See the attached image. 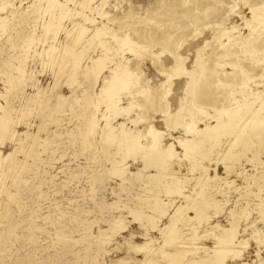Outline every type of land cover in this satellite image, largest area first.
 Segmentation results:
<instances>
[{"label": "rangeland", "instance_id": "obj_1", "mask_svg": "<svg viewBox=\"0 0 264 264\" xmlns=\"http://www.w3.org/2000/svg\"><path fill=\"white\" fill-rule=\"evenodd\" d=\"M50 1L52 0H2L0 2V8H1L0 9V23H6V28H1L3 30L0 29V94L2 95L0 97V105L2 104L1 106L3 107L4 105L5 107V108L4 107L1 108L2 110L0 111V114L2 116L3 115L5 116L6 121L8 120V118H9L8 121H10L9 124L7 121L6 123L7 127L6 126L2 127V124L0 122V125H1L0 126V134H1L0 138L3 137V139H0V156H1L0 157L1 158L0 160V264H142L143 263L142 261H145L148 256H150L151 258L155 257L153 264L155 263L168 264V262H166L167 260H165L164 257H162L161 254H159L158 252L160 251L164 252L162 253V255H164L165 253L171 252V251L174 252L175 248L171 249V247H175L174 245H175V242H177V240L173 242L174 245L171 244L172 245L171 247L169 246L170 244L168 245V247L165 246L166 245L164 243L165 236L161 235L162 234L161 231H159L156 227H154L155 224L153 225L152 223L150 224L148 219L146 218H144L146 220L143 219L144 220L143 221L141 220L142 218L139 219L140 217L138 218L136 217V216H139L138 215L139 211H140L139 214L141 213L150 214L151 213V210L149 211L150 208H148L149 207L148 205L150 204H148L147 206H145L146 204L143 205V202H141L140 198L143 196H153L154 194L158 192L156 191L158 189H155L154 191L149 192L150 191L149 189L151 187L149 183L147 184L148 179L146 180L145 177H139L138 179H135L136 180L135 182L134 180L133 182L132 180L131 182L128 180L130 182L128 183L127 180H125L127 182H124L123 180H121L122 177L120 178L119 177L120 175L118 176V173L114 169L116 168L115 166H117V168L118 167L120 168L124 162H125L124 165H126V162H127V165H128L127 167H129V171L131 172L136 171L142 164L141 157L138 151L136 153V149L134 151L131 150L130 152V149L127 148L128 146L117 145L116 138L113 139V138L107 137L108 135L103 136L101 126H103L105 122L104 115H108V116L110 115L111 122L113 123L112 125L116 127V129L118 130L122 126L123 127L128 126L127 128H132V129H134V127H136V129H142L143 125H145L142 129L144 131V128L146 127V125L148 123H151L158 130L165 131L167 128L168 133L173 134V136L175 137L180 136L182 138L184 137L186 138L188 137V134L185 133L184 131H186L187 122L188 124H190V122L194 120L195 122L194 125H196V127L198 128L204 127L205 121L207 120L209 121L210 117L214 115L215 113H217V109H219V107L220 109H223L226 106L225 104H227L228 101L230 102L229 98H231V102L227 104L226 107H228V105L231 106V104L233 103H234L233 106H236L237 103L235 105V102L237 100L239 102L243 100L244 93L241 92L242 91L241 84L242 86L247 87L246 89H244L246 91H252L253 89L254 91H256L257 87H259L258 89H264L263 88L264 87V73H263L264 70L262 69L264 65L263 64L264 61H262V59L264 58V52H263L264 47L261 46V43L264 44L263 42L264 36H262V34L264 35V31H262L264 29V17L262 16L264 15L263 14L264 12H262L263 11L262 8L264 7L261 6L262 4L264 6V2L260 3V6H261L260 7L261 11H260V8L259 9L255 8V6L252 5L253 3L257 2L254 0H252V2L253 1L254 2L253 3L251 2V5H250V1L248 0L247 1L245 0V3H243L244 0L243 1L242 0H223V1L222 0H212V1L211 0H195V1L194 0H180V1L178 0V2L177 0H163V1L162 0L161 1L160 0L158 1L157 0H130V1L129 0H54V2L52 1L53 4L55 2L56 3L54 4L53 8L50 9L49 11L46 8H47V4ZM163 2L165 5L162 4ZM59 4H62V5L65 4L64 10L68 9L69 12H71L72 10L71 12L72 14L66 15L64 16V18L61 15H59L61 14L60 12L61 6ZM183 4H184V7H183ZM113 5H115V7ZM238 5L243 9H241L240 7L238 8ZM247 5L254 7L253 9L255 12L259 10L256 12V15L258 17L259 13L261 12V14L259 15L261 18L258 17V19H255L256 16L252 18L255 15V13L252 12L253 11L252 7L249 8V6L247 7ZM234 6L236 7L234 8ZM160 9H162V11ZM78 11H80L79 13L81 15L78 13ZM169 12L172 14H170ZM103 13H105L104 14L105 16L103 15ZM251 13L253 14V16ZM107 14L109 15L107 16ZM183 14H184V17H183ZM83 15H85L86 18L91 17L92 20L85 19V16ZM146 15H148V17ZM160 15L162 17H160ZM197 15L200 17L198 18ZM106 16L107 18L108 17L110 18V19L108 18L109 21L107 20ZM110 16H113V17H110ZM114 16L116 18H114ZM137 17H140V18H137ZM162 18H164L165 21ZM192 18L194 19V21ZM246 18L250 19L251 23L247 21ZM145 19L147 22H145ZM253 19L254 21L252 22L251 20ZM259 19L261 20V22L259 21ZM140 20H142L143 22ZM256 20L259 22L260 26H258V24L256 23ZM111 21H113L114 23ZM129 21L131 25L129 24ZM159 21L161 22L160 24H159ZM198 21L199 22L201 21V22L199 23ZM54 22H58L59 24H56ZM50 23L56 25L55 27L58 28V29L56 28L57 32L55 31L56 35L54 34V31L52 29H51L52 31L50 30V27H48L49 31H48V28H46ZM127 23L129 24V26ZM104 24H106L105 27L107 26L106 29L105 27H103ZM198 24L199 25L201 24L200 27H198ZM252 24H253V28L251 26ZM77 25L78 26L80 25V26L77 28ZM248 25L249 27H247ZM254 25L258 27H255ZM145 26L146 28H144ZM183 26H186V27H183ZM191 26L193 28H191ZM83 27L87 28L89 31H87L81 43L79 42L78 44L76 43V41L74 42L73 39H75L76 36H78L80 30ZM110 27H111L110 31L113 30V32L115 31L116 32L118 31V32L117 33L110 32L109 31ZM150 27L152 30L150 29ZM180 27H182V29H180ZM225 27L226 28L229 27V29L227 30ZM254 27L257 29L256 31H254L255 30ZM261 27H263L262 30H261ZM95 28L96 30L100 28L99 29L100 33L97 32ZM136 28H138L139 30H136ZM101 29L103 31L108 30L109 32L107 31L106 34L102 33L103 31ZM125 29L127 31H125ZM189 29L190 30L193 29V30L190 31ZM145 30H146V33H144ZM258 30H261L262 32ZM173 31H176V32H173ZM179 31H182V32H179ZM186 31L187 32L190 31L189 33L191 34H189L188 36V34H186ZM198 31L199 33L201 31L202 32L200 34L198 33L199 36L197 37L198 34L196 33ZM216 31H221V33L220 32H217V33L222 34L221 35L222 37H220V35H217V34L215 36ZM183 32L185 33V36L188 37L189 39L186 38L185 36L183 37L184 35ZM194 32H196L195 35H194ZM249 32L251 33L253 32L252 35H250L251 33ZM256 32H258L259 36L256 34ZM101 33L103 34V36ZM123 33L125 35L127 33V36L131 35L129 37H131L130 39L133 40L132 46L134 42H138V43L140 42V44L145 43L146 46L143 45L144 48L141 47L142 44L140 45V47L143 48L144 50L143 49L141 50L145 51L147 54H145V52L142 53L141 50L138 49L140 47L137 48L136 52L138 53L141 52V54H136V53L134 54L132 50H131L132 52L131 54L130 49H128L130 46L128 45L127 47H120V46H125L120 43L121 40L119 39L120 37L124 35ZM161 33L164 36H161L160 35ZM170 33L171 34L173 33V34L171 35ZM176 33H179L180 35H177ZM246 33L249 35H247ZM253 34L254 36L257 35V37H254ZM111 35L117 38H113L111 37ZM140 35L142 37H140ZM171 36H172V39H174V41L171 39ZM242 36L243 37L245 36V37L242 38ZM260 36H262L261 39L263 38L262 39L263 41L262 40L260 41V38H259ZM163 37L168 38L167 43L163 42L162 40ZM176 37L178 38L177 42H175ZM213 37H216V39H214ZM232 37L234 38L232 39ZM247 37H249L250 39ZM29 38L31 41H29ZM98 38L99 39L101 38V40H99ZM184 38L188 40L186 41ZM241 38L247 39V40L242 41ZM253 38L255 40H253ZM115 39H118L119 43L117 40H116L117 42H115L114 41ZM210 39H213L216 44H213V40L211 41ZM228 39H230L231 41L233 40V41L231 42ZM235 39L237 41L241 40L239 41L240 43L235 41ZM88 40L89 41L93 40V41L91 43ZM102 40L106 42V44L109 46L110 49L105 50V47L102 44ZM205 40H207V42ZM183 41L186 43L188 42V43L185 44ZM68 43H71V44H68ZM72 43L73 44L75 43V44L73 45ZM151 43L153 46L152 48L150 46ZM182 43H184L183 48H182L183 46ZM209 43L213 44L214 47L210 45ZM64 44H67V46ZM87 44L90 46H87ZM177 44H181V45H177ZM203 44L205 48L204 46L201 47V45ZM241 44H243L244 47H242ZM256 44H257V49L259 47L258 50L260 51H258L257 49H254L256 48ZM68 45L69 47L70 46L73 47V50L75 51V53H78V52L82 54L84 53L79 63V66L74 65L73 61L75 60V57L70 55L71 52L68 50L69 48ZM62 46H65V48ZM211 46L213 49L211 48ZM215 46L218 47V49ZM71 47L69 49H71ZM198 47H200L201 49L200 48L198 49ZM62 48L65 49V53H64V49ZM123 48H124V51H123ZM166 48L168 50H166ZM174 48H175V51H174ZM160 49L163 51L160 52ZM164 50H165V55H164ZM172 50L174 52L168 53L169 55L168 56L167 51L169 52ZM199 50H204V53L203 51H200L198 53ZM229 50L231 51L233 50L232 51L233 54ZM50 51L52 52L51 53L52 55H50ZM103 51H106V52H103ZM246 51H247V55L245 54ZM254 51L255 52L257 51V53H255ZM261 51L263 52L262 53L263 57L262 55H260L261 53L258 54V52H261ZM56 52L57 53L59 52L58 53L59 55ZM107 52H108V55H107ZM148 52H150L151 54ZM152 52L153 53L155 52L154 53L155 55ZM176 52L178 54L177 55L178 57L176 56ZM181 52L183 53L184 58L189 57L185 59L188 61H185L184 58H182L183 60H181L180 58L182 57ZM224 52L226 53L224 54ZM234 52L237 53V54L235 53L236 56ZM158 53H160L159 56H158ZM196 53L198 57L196 56ZM170 54L171 55L173 54V55L170 56ZM134 55L139 56L140 59L139 58L137 59ZM163 55L165 57H163ZM215 55H216V58H214ZM251 55H253V59H251L253 61L250 60L251 61L250 62L249 57ZM256 55L257 56L259 55L261 58H259V56L257 57ZM48 56L51 58H49ZM104 56L107 59V61L110 60L108 61L110 63H107ZM151 56L153 57V59H156V62L158 61V63H154L153 61L155 60H153ZM227 56H228V59H227ZM243 56H246V57H243ZM131 57L135 59H132ZM149 57L151 58V60ZM242 57H243V61H242ZM95 58H100V60L95 59ZM126 58H128L127 60L131 59L130 60L131 65L133 64L139 65V66L133 65L134 69L137 68L136 69L137 71L135 70L136 71L135 73L137 74L133 75L136 77L131 76L127 78L124 75H120L121 77L124 76L123 78L126 77L127 81L123 78L122 80L121 78L116 77L117 81L115 80L116 78L113 79V81L115 80L114 84L116 85H113V81L112 82L109 81L112 84L108 82V85L105 84L106 85L105 86L104 79L106 78V76L111 77L113 67L115 68L117 66L116 63L123 62L124 59ZM234 58L237 61H235ZM52 59L53 61H51ZM172 59L174 60V63ZM229 59L232 62L233 61L234 62L231 63ZM255 59L257 61L256 62L257 64L260 63L259 65L260 67L262 66L261 68L254 63ZM97 60L98 62L99 61L100 62L98 63ZM111 60H113V62ZM21 61L24 63L25 68ZM104 61H105V64H103ZM182 61L183 62L185 61L184 63L186 64L182 63ZM244 61H247L252 65L247 63L248 67H245L246 63ZM124 62H126V60ZM96 63H98V65H96ZM101 63L105 66V68H102L103 65ZM113 63H115V65ZM170 63L174 65H171ZM65 64H67V66ZM99 64L102 65V67ZM196 64L197 66H195ZM19 65L21 67H19ZM56 65L58 67H56ZM83 65L86 67V70L91 71V72L82 74L84 73L82 67L85 68ZM98 66L102 69L100 70ZM168 66L169 67L175 66L174 68L176 71H173L174 68L170 69ZM204 66H207V67L204 68ZM256 66L260 68V70L256 68ZM73 67L75 68V70L73 69L71 70V68ZM76 67L80 68V70L82 71L78 70ZM108 67L110 70L107 69ZM157 67L159 68L156 69ZM161 67L163 68V70ZM182 67H185V69L188 70L186 75H184L186 72L184 73L185 70L182 69ZM194 67L196 69H194ZM236 67L238 69L234 70L236 69ZM23 68L25 69L24 72L22 71ZM159 69L162 70L160 73H158L160 71ZM250 69H252L253 77H251L252 75H251ZM99 70L101 72L100 74H99ZM138 70H140L141 72L142 71L144 72L141 73V72H138ZM168 70L170 72V75L169 73H167ZM189 70L190 71L193 70L195 71V73H193V71L190 72ZM210 70H211V73L213 72L212 76L210 74ZM218 70L220 73L217 72ZM233 70H234V73H232ZM73 71L74 73L76 71V74H74ZM203 71L205 72L203 73ZM223 71L226 73H229L230 71L232 76L231 75L227 76L226 74L225 76H223L224 74L221 73ZM236 71H239V72H236ZM240 71H242L244 74L245 73L247 74H245V76L238 77V75H244ZM22 72L24 73L23 74L24 76L22 75ZM96 72L98 75L95 74ZM199 72L201 75L199 74ZM248 72H249L250 77L249 76L247 77ZM70 74L72 75L73 79L72 77H70ZM139 74H142V75H139ZM167 74H168V77L166 76ZM171 74H172V77H171ZM17 75L19 77L21 76V78H19ZM178 75L180 76V78ZM187 75H189V80H186L188 79ZM165 76L167 77V80L169 79L167 82H166ZM235 76L238 77L237 78L238 82L236 81L238 84L235 83L236 86H234L235 84L232 85L233 81H235L232 79H236ZM254 76L256 77L254 78ZM192 77H193L192 79L193 82L190 81ZM244 77L245 78L247 77L246 80L244 79ZM145 78L149 80L147 81ZM201 78L202 79L204 78V79L199 82ZM223 78L224 80L222 81ZM229 78H231L232 82ZM118 80L119 82L122 80L121 82L124 83L123 84L124 86H121V88L123 87L122 89L125 94L122 91L119 93V91L122 89L120 88L118 89V87H120L118 85H122V84H118ZM130 80H132V82L134 81V84ZM227 80L230 81L231 83H229ZM239 80L240 81L242 80L241 84L239 83ZM129 81L131 82L132 86L131 85L125 86V83L126 82L129 83ZM146 81L149 83L148 85L146 84L147 83ZM142 82L145 83L146 85H143ZM162 82H163L162 85L168 84L169 82V85H166L168 87L166 88V86L163 87L162 85H160ZM205 82L207 83L205 84ZM137 83H139V85H137ZM172 83L173 85L170 86ZM191 83H192V86H191ZM196 83L198 84L200 83V85ZM157 84L160 87H158ZM111 85L113 87L117 86L116 90H115V87L113 88ZM186 85H188L187 88L185 87ZM197 85H198V88H197ZM205 85L206 87H204ZM220 85H223L224 87L223 86L221 87ZM228 85H229V90L227 89ZM103 86L105 88L107 86H111L109 88H113L111 89V91L109 90L112 96L109 95V93H106L107 95L103 94V96H101L102 95L101 91L102 89H104ZM147 86L150 90L148 88L147 90L145 89ZM232 86H234L235 88ZM124 87L126 89L131 88L130 92L129 90L124 91ZM153 87H154V90H156V88L158 90L156 91H154L153 89L151 90V88ZM208 87H209V90H208ZM219 87L221 89H219ZM248 87H250L251 89L247 90ZM140 88L142 89V91L140 90ZM191 88H193L192 91H191ZM223 88L225 89L223 90ZM232 88H234L233 89L234 91L231 90ZM160 89L166 92H167V89H169V91L171 90V92H168V94L165 95V92L163 94V91H161ZM187 89L190 91L191 94L189 93V91H187ZM197 89L200 91H198ZM226 89L229 91V93H232L233 91V93L230 94L231 97H229L230 96L229 94H228L229 96L226 94L227 96L225 95L224 97V93ZM112 90H114V92ZM132 90L134 91L137 90L136 92L141 91L142 95H141V92L139 93V95H136L135 94L136 92H133ZM185 90L188 93L184 92ZM221 90H223L224 92ZM227 90H226V93H227ZM149 91H151L152 93H150ZM205 91L209 92V95L206 94L207 92ZM154 92H156L157 95L156 93L154 94ZM159 92L162 95L158 94ZM96 93L98 94V96L96 95ZM113 93H116L115 95H119L120 97L119 96L116 97ZM183 93H186V94H183ZM146 95H148L150 98H151V95L152 96L156 95V97L153 96L155 98L152 97L151 99H149L148 96ZM186 95H188L189 101L187 100V97H185ZM139 96H141L142 98L144 97L145 101L141 97L137 99V97ZM219 96L222 99H224L222 100L223 102L221 101ZM107 97H112L113 101L114 100L120 101L121 99L120 101L121 104L119 102L120 105H118L120 107L121 106L125 107V105L130 103V101L132 100V103L134 102L133 105L134 106L136 105L135 106L136 108L132 105L133 110L131 108L130 111H126V112H123L121 110L115 111V109H113V107L111 106L112 105L111 104L112 100H110L111 98L107 99ZM114 97H116L117 99H115ZM157 97L162 104L159 102V100L156 101ZM102 98L103 99L105 98V99L103 100ZM163 98H167V99H164L166 100V102L164 101L165 104L163 103ZM227 98L229 100H227ZM134 99L137 101L141 100L140 101L141 103L140 102L138 103ZM153 99H154L153 102L155 101L157 102L156 104L155 103L153 104V102L151 101ZM180 99L183 101H181ZM147 100L148 101L150 100V101L148 102ZM168 100H169V103H168ZM190 100H193L191 102H193L192 104H193L194 110L196 111H194L193 108H191L192 104ZM225 100H227V102ZM142 101L143 103H145L144 106L142 104ZM180 101L182 102V106H181ZM204 101H207V102H204ZM208 101H209V105H208ZM135 102H137L138 104ZM97 103L100 105L97 106ZM166 103H167V106H166ZM194 103H195V106H194ZM200 103H202L201 104L202 106L200 105ZM217 103L218 104L220 103V104L218 105ZM106 104H109V105L106 106ZM256 104H258V102ZM140 105L143 106V107H140L141 111L145 109L144 111L146 112L148 110L149 113L146 112V114H144L145 113L144 111L141 112L140 108H138ZM147 105H150V106H147ZM178 105L181 106V108H183L182 109L183 113L186 111L185 114L181 115V112H179L181 111L180 108L178 111ZM196 105L198 107H196ZM127 106H129V104ZM145 107H147L148 109ZM166 107H168V109ZM199 107L201 109L203 107V110L198 109ZM158 108H159V112H161L160 110H162L161 113L158 112ZM112 109L115 111V114ZM187 109L189 110L187 111ZM3 110H5L4 113L2 112ZM170 111L172 115H174L175 111L179 112L178 115L176 113L177 118L174 117L176 116L174 115L173 116L174 118L170 117V119H168L169 124L170 123L172 124V122L174 123L176 121L175 119H177V121L173 124L175 126V128L173 129L168 128L169 125H168V121L166 120V117H167L166 114H168V117L169 115H171ZM117 112L119 113L116 114ZM120 112L121 113L123 112L122 114H124L123 116L125 117H123L122 114L120 115ZM187 112H190V113L193 112L192 114L195 115L196 120L194 119L195 117L192 116V114H189V113L187 114ZM6 114L7 115L9 114V115L6 116ZM147 114H149L150 116ZM102 115H103V118H102ZM188 115L189 116L191 115L190 117L193 119L189 118L190 119L189 120ZM202 115L203 116L205 115V116L203 117ZM135 116H137L138 118ZM198 116H200L199 120H198ZM112 117H114V119H112ZM145 117L147 119H145ZM129 118L131 120L138 121V124L137 125H135L134 123L131 124V121H129L130 120ZM161 118H164L166 121ZM171 118H173L175 121ZM93 119H94V122H93ZM96 119L98 120L96 121L97 124L95 123ZM145 120L146 122H143ZM202 120L204 124L202 123ZM118 122L119 123L122 122V124L123 123L125 124L120 125L121 123L119 124ZM178 123H180L179 124L180 126L181 125L183 126H181L180 128V126L178 125L179 126L178 127L177 126ZM2 128L3 129L5 128L4 129L5 131H3ZM167 130H166V133H167ZM226 136H224L221 140H224L225 138V140L226 141L228 140V141L227 142H225V140L222 142L220 141L221 142V145L219 144L220 147L219 145L215 146L216 149L214 147V151L211 154V156L209 158H204L202 160L203 164L209 167V176L211 178L208 181L209 187L207 188V193H209L216 201L219 202L218 209L214 205L208 207L207 217L209 216L212 217L210 218L211 220H209L211 223L209 221L206 222V220H203L206 223L205 222L195 223L197 221L194 220L195 221V222L193 221L194 225H192L193 223L191 222L185 225L180 224V239L182 236H183V240L189 237V240L193 241L194 243L193 245V243L191 242L193 247L195 246V243L197 244L202 239V241L198 243L199 246L204 245L203 247L213 249L214 247H217L216 245L218 244L217 243L218 236L221 234L220 232L221 227H224V228L228 227L230 225L229 221L233 220L232 215L236 214V216L238 217L236 218L238 220V228H237L238 237L242 239L243 241L245 239L246 244H244V246H242L241 248L240 257L235 258L233 254L229 253L225 259L226 264H244V263L245 264H264V149L259 150L260 152L258 154L259 155L258 160L257 159L252 160V158H254L252 157V154H254V152H257L255 149L250 150V151L247 150V152H244L243 153L244 155L241 156L240 160L233 163L232 165L234 167L233 171L228 174V172H226L225 170V164L220 160V158L222 157V153H224V151L228 150L229 148L227 144L229 143L230 137L228 136L226 137ZM112 139L115 141H112ZM147 139L145 143H144L145 139L141 140V142L147 145L149 143L150 138H147ZM165 141L173 142L174 140L167 139ZM224 142L226 144L225 146L223 144ZM177 144L178 143H176V149L180 152L182 149ZM118 147H122V148H118ZM123 148L124 150H127L126 153L128 157H126L127 155L124 150L121 151L120 153H117L119 152L120 149L122 150ZM133 153L136 154V156ZM129 154L132 155L133 157L135 156L136 158L134 157L135 158L134 159ZM248 156L252 157L250 158L251 160L248 159L249 158ZM122 159L123 161H121ZM186 160L188 159L184 160L183 158L181 162L182 168H181V171L179 172L181 176L180 175L178 176H180L181 180L185 182L184 185H186L185 186L186 187L185 189L187 190L186 193L192 196V199H193V196L196 193L194 191V189L196 188L194 187L196 186L199 189V186L197 185L198 180L201 177L205 176V174H203V172L201 171V168L193 171L191 169L190 161L189 160L187 161V164H188L187 165ZM118 161L120 163L123 162L121 166H118L120 164L118 163ZM216 161L218 164H216ZM187 168H190V169H187ZM187 170L189 171L187 172ZM215 170L217 173V177H215ZM151 172H154V170H151ZM253 174L254 176L252 177ZM259 175L260 176L262 175L263 178H260ZM254 177L256 179L260 178V180L258 179L256 180ZM168 178H171V177L169 176ZM250 179L251 181H249ZM227 181H229L230 184L232 182L233 183L230 185L229 183H227ZM248 181L250 182V186L248 185L249 184ZM248 186H249V189H248ZM251 190H254V192ZM142 191L143 192L148 191V193L147 192L142 193ZM248 191L249 193H247ZM159 195H161V197L165 199L166 201L173 198L172 207H170L169 209V213L171 214L176 209V207H178V205L184 204V202L187 203L186 199L178 194H175L177 196L172 195V197L171 196L168 197L166 193L164 194L163 192L162 193L160 192ZM196 196L197 198H194V199H199V196L197 194L194 197ZM137 205L139 208L137 207ZM140 209H142L143 211ZM231 210L234 211V213H232ZM131 212L137 215L132 214ZM193 212L194 210H190L189 214L191 216L195 215V212L194 213ZM137 219H139L140 221ZM167 219L168 217L165 216L158 223V225L159 226L165 225L168 222ZM140 224H143L144 227L143 225H140ZM195 224L197 225L200 224L198 225L200 229ZM217 224L218 226L216 227L219 232L216 231L217 229H214V226ZM219 224H221V226ZM149 226H150V229H149ZM210 226L213 228H210ZM188 227L194 230L192 231ZM205 227L209 229H206ZM203 229L204 230L206 229V231H204ZM191 231L193 232V234L190 235ZM181 233H184V234H181ZM185 234L187 237H185ZM215 234L216 235L218 234V235L215 237L214 236ZM199 236L201 239L198 238ZM157 237L158 239L160 237L161 238L157 240ZM195 238H197V240L199 241L196 242ZM257 238L259 239L258 241L260 242L257 241ZM152 239H154L153 241L155 240L156 241L152 242ZM148 240H151V241L149 242ZM156 242L158 246L157 244H155ZM143 243L153 244L154 246L152 247V245H149L148 246L150 249L149 251L148 250L143 251L144 249L142 251H139L133 247L138 244L143 245ZM163 243H164V248L167 247L165 249L167 250L166 252L165 250H163L164 249L162 246ZM177 243L181 244L179 243V241ZM192 245H189V246L192 247ZM177 247L178 246L176 244V248ZM189 248H183V250L185 249L184 251L186 254H184L183 252L182 253L183 257L182 255L178 257L181 259V260L179 259L180 261H184L185 259H187L185 262H188L189 259H192V256L190 254L192 253L190 252L191 248L190 250H186ZM154 252L155 254L153 255ZM200 253L204 254V250L203 251L201 250ZM156 254H157V259H156ZM198 256H201V255H198ZM186 257H189V258H186ZM156 261H160V262H156Z\"/></svg>", "mask_w": 264, "mask_h": 264}, {"label": "bare ground", "instance_id": "obj_2", "mask_svg": "<svg viewBox=\"0 0 264 264\" xmlns=\"http://www.w3.org/2000/svg\"><path fill=\"white\" fill-rule=\"evenodd\" d=\"M2 0H0V2H1ZM53 2H54V0H52ZM52 1H50L48 4H47V10H49L50 11V9H52L53 8V6H54V4L56 3H54L53 4V2ZM130 1V0H129ZM158 1V0H157ZM161 1V0H160ZM163 1V0H162ZM180 1V0H179ZM195 1V0H194ZM212 1V0H211ZM223 1V0H222ZM243 1V0H242ZM241 1V2H242ZM247 1V0H246ZM248 1H250V5H251V2H252V0H248ZM254 1H257L256 3H253ZM252 3V5H254L255 6V8H260L261 6L262 7H264L263 6V4L260 6V3H263L264 2V0H254ZM8 2V1H7ZM48 2V1H47ZM175 2V1H174ZM173 2V3H174ZM177 2H178V0H177ZM234 2V1H233ZM232 2V3H233ZM237 2V1H236ZM240 2V3H241ZM176 3V2H175ZM174 3V4H175ZM219 3V2H218ZM243 3H245V0H244V2ZM247 3V2H246ZM3 4V3H2ZM162 4H164V2L162 3ZM6 5V4H5ZM60 6H61V14H59V15H61L63 18H64V16H66V15H71L72 13V10H71V12H69V10L67 9H65L64 10V5H62V4H59ZM86 5V4H85ZM158 5V4H157ZM165 5V4H164ZM177 5V4H176ZM186 5V4H185ZM214 5H216V4H214ZM213 5V6H214ZM88 6V5H87ZM102 6V5H101ZM114 7H115V5H113ZM130 6V5H129ZM180 6V5H179ZM182 6V5H181ZM212 6V5H211ZM226 6V5H225ZM233 6V5H232ZM246 6V5H245ZM249 5H247V7H248ZM86 7V6H85ZM119 7V6H118ZM152 7V6H151ZM160 7V6H159ZM163 7V6H162ZM183 7H184V4H183ZM199 7V6H198ZM230 7V6H229ZM236 6H234V8H235ZM240 6L238 5V8H239ZM250 7H252V6H249V8ZM5 8V7H4ZM214 8V7H213ZM227 8V7H226ZM233 8V7H232ZM232 8H231V10H232ZM241 8V7H240ZM254 7H252V9H253ZM1 9V8H0ZM3 9V8H2ZM116 9H117V7H116ZM177 9V8H176ZM180 9H181V7H180ZM182 9H184V8H182ZM223 9V8H222ZM241 9H243V8H241ZM252 9H251V11H252ZM38 10V9H37ZM161 11H162V9H160ZM174 10V9H173ZM193 10V9H192ZM226 10H228V9H226ZM240 10V9H239ZM262 12H264V8H262ZM184 11V10H183ZM221 11V10H220ZM257 11H259V10H257ZM256 11V12H257ZM260 11H261V8H260ZM80 11H78V13H79ZM124 12V11H123ZM145 12V11H144ZM158 12H159V10H158ZM167 12V11H166ZM209 12V11H208ZM236 12H238V11H236ZM252 12H254L255 13V15L253 16V14H252V18H254L255 16H256V18L255 19H258V17L259 18H261L259 15L261 14V12L259 13V15H258V17H257V15H256V12L254 11V9H253V11ZM74 13V12H73ZM77 13V12H76ZM125 13V12H124ZM156 13V12H155ZM170 13V12H169ZM174 13H175V11H174ZM189 13V12H188ZM194 13V12H193ZM80 14V13H79ZM105 13H103V15H104ZM138 14V13H137ZM148 14V13H147ZM159 14V13H158ZM168 14V13H167ZM170 14H172V13H170ZM179 14V13H178ZM177 14V15H178ZM232 14V13H231ZM264 14V13H263ZM75 15V14H74ZM76 15H78V14H76ZM81 15V14H80ZM109 14H107V16H108ZM112 15V14H111ZM132 15V14H131ZM131 15H129V16H131ZM153 15V14H152ZM156 15V14H155ZM176 15V14H175ZM61 16H59V17H61ZM83 16H85V15H83ZM105 16V15H104ZM107 16H106V18H107ZM122 16V15H121ZM147 17H148V15H146ZM188 16V15H187ZM204 16V15H203ZM207 16V15H206ZM263 17H264V15H262ZM70 17V16H69ZM68 17V18H69ZM76 17V16H75ZM88 17V16H87ZM110 17H113V16H110ZM152 17V16H151ZM160 17H162L161 15H160ZM183 17H184V14H183ZM192 17V16H191ZM194 17V16H193ZM197 17L199 18L200 16H198L197 15ZM196 17V18H197ZM213 17V16H212ZM226 17V16H225ZM63 18H61V19H63ZM71 18V17H70ZM69 18V19H70ZM74 18V17H73ZM109 18V17H108ZM107 18V20L109 21V19ZM114 18H116L115 16H114ZM132 18V17H131ZM137 18H140V17H137ZM169 18V17H168ZM177 18V17H176ZM59 19V18H58ZM72 19V18H71ZM75 19V18H74ZM85 19H91V17L90 18H86V16H85ZM133 19V18H132ZM162 19H164V18H162ZM179 19V18H178ZM193 19V18H192ZM247 19V18H246ZM92 20V19H91ZM91 20H90V22H91ZM115 20H117V19H115ZM119 20V19H118ZM128 20V19H127ZM134 20V19H133ZM201 20H202V18H201ZM203 20H204V18H203ZM262 20H263V18H262ZM50 21V20H49ZM89 21V20H88ZM107 21V22H108ZM140 21H142V20H140ZM164 21H165V19H164ZM168 21H170V20H168ZM174 21V20H173ZM193 21H194V19H193ZM213 21V20H212ZM215 21V20H214ZM219 21V20H218ZM245 21V20H244ZM247 21H249L250 22V19H247ZM252 22L254 21V19L253 20H251ZM259 21L261 22V20L259 19ZM72 22V21H71ZM90 22H88V23H90ZM104 22V21H103ZM111 22H113V21H111ZM118 22V21H117ZM120 22V21H119ZM135 22H136V20H135ZM143 22V21H142ZM145 22H147L146 21V19H145ZM175 22V21H174ZM195 22H196V20H195ZM194 22V23H195ZM199 22V21H198ZM201 22V21H200ZM199 22V23H200ZM210 22V21H209ZM230 22V21H229ZM52 23H53V21H52ZM54 23H56V24H59L58 22H54ZM92 23H93V21H92ZM95 23V22H94ZM114 23V22H113ZM141 23V22H140ZM161 22L159 21V24H160ZM179 23V22H178ZM211 23H213V22H211ZM251 23V22H250ZM255 23V22H254ZM256 23L258 24V26H260V24H259V22L256 20ZM83 24V23H82ZM102 24V23H101ZM128 24V23H127ZM129 24H130V21H129ZM129 24H128V26H129ZM158 24V23H157ZM184 24V23H183ZM192 24V23H191ZM196 24H197V22H196ZM195 24V25H196ZM219 24V23H218ZM217 24V25H218ZM246 24H247V22H246ZM256 24V25H257ZM85 25V24H84ZM105 25L106 24H104L103 25V27H105ZM123 25V24H122ZM131 25V24H130ZM133 25V24H132ZM143 25V24H142ZM155 25H156V23H155ZM164 25V24H163ZM172 25H173V23H172ZM176 25V24H175ZM182 25V24H181ZM201 25V24H200ZM200 25L198 24V27H200ZM211 25V24H210ZM220 25V24H219ZM245 25V24H244ZM262 25V24H261ZM56 25H54V24H49L46 28H48V27H50V30L52 29L53 31H54V34L56 35V32H57V27H55ZM80 26V25H79ZM78 25H77V28L79 27ZM102 26V25H101ZM100 26V27H101ZM140 26V25H139ZM153 26V25H152ZM165 26V25H164ZM205 26V25H204ZM213 26V25H212ZM222 26V25H221ZM252 26V28H253V24L251 25ZM250 26V27H251ZM255 26V25H254ZM258 26H255V27H258ZM102 27V28H103ZM122 27H124V26H122ZM132 27V26H131ZM183 27H186V26H183ZM208 27V26H207ZM233 27H234V25H233ZM245 27V26H244ZM247 27H249V25L247 26ZM254 27V31H256L257 29ZM1 28H6V23H0V29ZM57 28V29H56ZM97 28V27H96ZM96 28H95V30H96ZM107 28V26L105 27V29ZM126 28V27H125ZM144 28H146V26L144 27ZM160 28H161V26H160ZM165 28V27H164ZM178 28V27H177ZM190 28V27H189ZM191 28H193L192 26H191ZM226 28V27H225ZM224 28V29H225ZM232 28V27H231ZM230 28V29H231ZM100 29V28H99ZM99 29L98 30H96L97 32H99L100 33V31H99ZM113 29V28H112ZM135 29V28H134ZM150 29H151V27H150ZM173 29V28H172ZM180 29H182V27H180ZM197 29V28H196ZM214 29V28H213ZM220 29V28H219ZM227 30L229 29V27H227L226 28ZM236 29V28H235ZM251 29V28H250ZM258 29H260V28H258ZM263 29V27H261V30ZM1 30H3V29H1ZM47 30V29H46ZM51 30V31H52ZM102 30V29H101ZM111 30V27L109 28V31ZM117 30V29H116ZM136 30H139L138 28H136ZM135 30V31H136ZM147 30V29H146ZM146 30L144 31V33H146ZM152 30V29H151ZM155 30V29H154ZM167 30V29H166ZM177 30V29H176ZM184 30H185V28H184ZM190 30V29H189ZM193 30V29H192ZM192 30H190V31H192ZM222 30V29H221ZM227 30H226V32H227ZM261 30H258V31H261ZM48 31H49V28H48ZM56 31V32H55ZM87 31H89L87 28H85V27H83L81 30H80V32H79V34H78V36H76V38L75 39H73L74 40V42L76 41V43H78L79 44V42L81 43V41H82V39L84 38V36H85V34L87 33ZM103 31V30H102ZM108 31V30H107ZM106 30L105 31H103L102 33H105L106 34V32H107ZM108 31V32H109ZM125 31H127L126 29H125ZM187 31H188V29H187ZM186 31V34H188V36H189V34H191V33H189V32H187ZM195 31H197V30H195ZM200 31V30H199ZM199 31L196 33V32H194V35H195V33L196 34H198L199 33ZM225 31V30H224ZM251 31V30H250ZM253 31V32H254ZM262 31H264V29L262 30ZM261 31V32H262ZM110 32H113V30L112 31H110ZM118 32V31H117ZM116 31L115 32H113V33H117ZM159 32V31H158ZM157 32V33H158ZM173 32H176V31H173ZM178 32V31H177ZM179 32H182V31H179ZM202 32V31H201ZM200 32V33H201ZM203 32H204V30H203ZM217 32H220L221 33V31H216L215 32V36H216V34L217 35H220V37H222L221 35L222 34H218ZM238 32V31H237ZM252 32V33H253ZM101 33V34H102ZM112 33V34H113ZM125 33V32H124ZM123 33V34H124ZM132 33H133V31H132ZM148 33H149V31H148ZM160 33V32H159ZM158 33V34H159ZM166 33V32H165ZM184 33V32H183ZM199 33V34H200ZM223 33V32H222ZM249 33H251V32H249ZM252 33L250 34V35H252ZM77 34V33H76ZM100 34V35H101ZM105 34H104V36H105ZM119 34V33H118ZM122 34V33H121ZM156 34V33H155ZM171 34V33H170ZM173 34V33H172ZM171 34V35H172ZM177 35H180L179 33H176ZM199 34L197 35V37L199 36ZM247 34V33H246ZM256 34L258 35V32H256ZM99 35V34H98ZM110 35V34H109ZM115 35V34H114ZM117 35V34H116ZM125 35V34H124ZM122 36V37H120L119 39L121 40L120 41V43L121 44H123V45H125V46H120V47H127V45L128 46H130L128 49H130V53L132 54V52L135 54H141V52L143 53V52H145V51H142L141 49H143L144 48V46L143 45H145V43L144 44H142V46L141 47H143V48H141L140 47V42L138 43V42H134V44H133V46H132V43H133V40L132 39H130L131 37H129V36H131V35H129V36H127V33H126V35L125 36ZM149 35H150V33H149ZM148 35V36H149ZM161 36H164V35H162V33L160 34ZM167 35V34H166ZM193 35V34H192ZM213 35V34H212ZM247 35H249V34H247ZM257 35L256 36H254V34H253V36L254 37H257ZM102 36H103V34H102ZM119 36V35H118ZM144 36V35H143ZM153 36V35H152ZM151 36V37H152ZM185 36V33H184V35H183V37ZM235 36V35H234ZM246 36V35H245ZM244 36V37H245ZM252 36V37H253ZM259 36V35H258ZM262 36H264L263 34H262ZM262 36H260L259 38H260V41L263 39H261V37ZM95 37V36H94ZM99 37V36H98ZM111 37H113V38H117V37H114V36H112L111 35ZM140 37H142L141 35H140ZM150 37V36H149ZM159 37V36H158ZM173 37H175V36H173ZM181 37V36H180ZM179 37V38H180ZM186 37V36H185ZM194 37V36H193ZM237 37V36H236ZM243 36H242V38H244ZM250 37V36H249ZM249 37H247V38H249ZM97 38V37H96ZM105 38V37H104ZM157 38V37H156ZM186 38H188V37H186ZM196 38V37H195ZM214 39H216V37H213ZM218 38H219V36H218ZM234 37H232V39H233ZM239 38V37H238ZM241 38V40L243 41V40H247V39H242ZM258 38V39H259ZM32 39V38H31ZM99 39V38H98ZM102 39H103V37H102ZM145 39V38H144ZM161 39V38H160ZM170 39V38H169ZM171 39H172V36H171ZM185 39V38H184ZM189 39V38H188ZM187 39V40H188ZM250 39V38H249ZM28 40V39H27ZM99 40H101V38L99 39ZM98 40V41H99ZM118 41V43H119V40L118 39H115L114 41L115 42H117ZM140 40V39H139ZM147 40V39H146ZM151 40V39H150ZM162 40H163V42L165 43H167L168 42V38H165V37H163L162 38ZM173 41H174V39H172ZM171 40V41H172ZM177 40H178V38L176 37V41L175 42H177ZM183 40V39H182ZM186 40V39H185ZM184 40V41H185ZM186 40V41H187ZM191 40V39H190ZM211 41L213 40V39H210ZM209 40V41H210ZM220 40V39H219ZM228 40H230V39H228ZM239 40V39H238ZM241 40H239V41H241ZM253 40H255L254 38H253ZM256 40H257V38H256ZM29 41H31L30 40V38H29ZM89 41V40H88ZM92 41L93 40H91V41H89V42H91L92 43ZM97 41V40H96ZM135 41V40H134ZM138 41V40H137ZM155 41V40H154ZM183 41V42H184ZM206 42H207V40H205ZM208 41V42H209ZM218 41V40H217ZM216 41V42H217ZM231 41V40H230ZM233 41V40H232ZM231 41V42H232ZM235 41H237L236 39H235ZM239 41H237V42H239ZM259 41V40H258ZM257 41V42H258ZM263 41V40H262ZM73 42V41H72ZM153 42V41H152ZM174 42V43H175ZM220 42V41H219ZM246 42H248V41H246ZM254 42V41H253ZM264 42V41H263ZM30 43V42H29ZM83 43H84V41H83ZM88 43V42H87ZM136 43V44H135ZM149 43V42H148ZM154 43V42H153ZM170 43V42H169ZM185 44H187L186 42H184ZM184 43H182V45L184 44ZM191 43V42H190ZM222 43V42H221ZM240 43V42H239ZM239 43H238V45H239ZM242 43V42H241ZM252 43V42H251ZM68 44H71V43H68ZM73 44V43H72ZM75 44V43H74ZM73 44V45H74ZM89 44V43H88ZM87 44V46H90V45H88ZM102 44L104 45V47H105V50H108V49H110L109 48V46L106 44V42L105 41H103L102 40ZM193 44V43H192ZM208 44V43H207ZM210 44V43H209ZM213 44H216L215 42H214V40H213ZM213 44H210V45H212L213 46ZM224 44V43H223ZM226 44H227V42H226ZM225 44V45H226ZM248 44V43H247ZM253 44H255V43H253ZM260 44V43H259ZM263 43H261V46L262 47H264L263 45H262ZM64 45H66L67 46V44H64ZM84 45H85V43H84ZM100 45V44H99ZM103 45H102V47H103ZM147 45H149V44H147ZM164 45V44H163ZM168 45V44H167ZM174 45V44H173ZM177 45H181V44H177ZM176 45V46H177ZM242 45V47H244L243 46V44H241ZM240 45V46H241ZM245 45V44H244ZM52 46V45H51ZM51 46H50V48H51ZM146 46V45H145ZM151 48L153 47L152 46V43H151ZM150 46H149V48H150ZM188 46V45H187ZM186 46V47H187ZM202 46H204V44L203 45H201V47ZM212 46H211V48H212ZM217 46V45H216ZM215 46V47H216ZM219 46V45H218ZM232 46H233V44H232ZM251 46V45H250ZM54 47V46H53ZM52 47V48H53ZM62 47H64L65 48V46H62ZM68 47H69V45H68ZM71 47V46H70ZM69 47V48H70ZM138 47H140V48H138ZM155 47H156V45H155ZM160 47V46H159ZM173 47V46H172ZM175 47V46H174ZM184 47V45L182 46V48ZM214 47V46H213ZM229 47V46H228ZM64 48H62V49H64ZM68 48V50L71 52L70 53V55H72V56H74L75 57V60L73 61V63H74V65H76V66H79V63H80V61H81V59H82V56H83V54L82 53H75V51L73 50V47H71V49H69ZM87 48V47H86ZM136 48V49H135ZM137 48L138 49H140L141 50V52L140 53H138V52H136L137 51ZM168 48V47H167ZM166 48V50H168ZM180 48V47H179ZM178 48V49H179ZM200 47H198V49H199ZM204 48H205V46H204ZM217 49H218V47H216ZM232 48V47H231ZM54 49V48H53ZM56 49H58V48H56ZM55 49V50H56ZM85 49V48H84ZM104 49V48H103ZM147 49V48H146ZM155 49V48H154ZM159 49V48H158ZM161 49H162V47H161ZM160 49V52L161 51H163V50H161ZM165 49V48H164ZM172 49V48H171ZM185 49V48H184ZM197 49V50H198ZM201 49V48H200ZM213 49V48H212ZM220 49V48H219ZM240 49V48H239ZM242 49V48H241ZM254 49H257V44H256V48H254ZM258 49H259V47H258ZM257 49V50H258ZM262 49V48H261ZM86 50V49H85ZM84 50V51H85ZM131 50H132V52H131ZM144 50V49H143ZM148 50V49H147ZM177 50V49H176ZM225 50H227V49H225ZM224 50V51H225ZM235 50V49H234ZM244 50V49H243ZM251 50H252V48H251ZM53 51V50H52ZM66 51H67V49H66ZM83 51V52H84ZM123 51H124V48H123ZM139 51V50H138ZM156 51V50H155ZM158 51V50H157ZM174 51H175V48H174ZM173 50L172 51H167V55H168V53H170V52H174ZM200 51H203V53H204V50H199L198 51V53L200 52ZM222 51V50H221ZM229 51H231V50H229ZM233 51V50H232ZM231 51V52H232ZM248 51V50H247ZM247 51L245 52V54L247 55ZM250 51V50H249ZM258 51H260V50H258ZM60 52V51H59ZM58 52V53H59ZM82 52V51H81ZM103 52H106V51H103ZM129 52V51H128ZM150 52H151V50H150ZM150 52H148V53H150ZM178 52V51H177ZM177 52H176V56L178 55L177 54ZM214 52V51H213ZM218 52V51H217ZM237 52V51H236ZM236 52H234V54L236 53ZM238 52H239V50H238ZM237 52V53H238ZM240 52H241V50H240ZM251 52H253V51H251ZM250 52V53H251ZM255 52V51H254ZM264 52V51H263ZM262 51L261 52H258V54L259 53H261L260 55H262V53H263ZM52 52L50 51V55H52L51 54ZM57 53V52H56ZM57 53V54H58ZM62 53V52H61ZM64 53H65V49H64ZM124 53H126V52H124ZM153 53V52H152ZM155 53V52H154ZM153 53V54H154ZM182 53V52H181ZM189 53V52H188ZM221 53V52H220ZM226 52H224V54H225ZM230 53V52H229ZM236 53V54H237ZM255 53H257V51L255 52ZM254 53V54H255ZM105 54V53H104ZM145 54H147L146 52H145ZM144 54V55H145ZM151 54V53H150ZM149 54V55H150ZM159 54L160 53H158V56H159ZM163 54V53H162ZM174 54V53H173ZM172 54V55H173ZM208 54H210V53H208ZM223 54V53H222ZM228 54V53H227ZM232 54H233V52H232ZM236 54H235V56H236ZM252 54V53H251ZM49 55V54H48ZM59 55V54H58ZM66 55V54H65ZM107 55H108V52H107ZM143 55V54H142ZM155 55V54H154ZM156 55H157V53H156ZM164 55H165V50H164ZM163 55V57H165ZM171 54H170V56H172ZM181 55V54H180ZM179 55V56H180ZM189 55V54H188ZM205 55V54H204ZM217 55V54H216ZM216 55L214 56V58H216ZM240 55H241V53H240ZM56 56V55H55ZM135 56V55H134ZM134 56H132V57H134ZM141 56V55H140ZM161 56V55H160ZM169 56V55H168ZM167 56V57H168ZM185 56V55H184ZM187 56V55H186ZM196 56L198 57V55H197V53H196ZM195 56V57H196ZM201 56V55H200ZM218 56H219V54H218ZM221 56V55H220ZM223 56V55H222ZM251 56H252V58H251ZM250 57H249V61L251 60V59H253V55H251ZM257 56V55H256ZM255 56V57H256ZM259 56V55H258ZM257 56V57H258ZM49 57V56H48ZM107 57V56H106ZM128 57V56H127ZM131 57V58H132ZM137 59L139 58V56H135ZM142 57V56H141ZM152 57V56H151ZM162 57V56H161ZM178 57V56H177ZM176 57V58H177ZM196 57V58H197ZM206 57H208V56H206ZM243 57H246V56H243ZM243 57H242V61H243ZM254 57V58H255ZM262 57H263V55H262ZM49 58H51V57H49ZM48 58V59H49ZM55 58H57V57H55ZM54 58V59H55ZM104 58H105V56H104ZM109 58V57H108ZM111 58V57H110ZM148 58V57H147ZM147 58H145V59H147ZM150 58V57H149ZM158 58V57H157ZM181 58V60H183L182 58H184L183 57V53H182V57H180ZM186 58H189V57H186ZM186 58H184V60L186 59ZM224 58H225V56H224ZM248 58V57H247ZM259 58H261L260 56H259ZM95 59H99L100 60V58H95ZM106 59V58H105ZM128 58H126V59H124V61L126 60V62H124L123 60H121V61H123V62H118V63H116V67L114 68L113 67V69H112V75H111V77H107L106 76V78L104 79V85L105 84H107L108 85V82L109 81H113V79L114 78H116V77H119V78H123L124 76H126L127 78L128 77H131V76H133L134 74L136 75L137 73H135L137 70V68L136 69H134V66H136L137 64H133V65H131L130 63V60H127ZM132 59H135V58H132ZM140 59V58H139ZM143 59V58H142ZM152 59H153V57H152ZM174 59V58H173ZM172 59V60H173ZM179 59V58H178ZM208 59V58H207ZM213 59V58H212ZM218 59V58H217ZM222 59V58H221ZM227 59H228V56H227ZM231 59V58H230ZM229 59V60H230ZM235 59V58H234ZM233 59V60H234ZM239 59V58H238ZM244 59H246V58H244ZM264 59V58H263ZM262 59V61H264ZM61 60V59H60ZM93 60V59H92ZM103 60V59H102ZM150 60H151V58H150ZM153 60H155V61H153L154 63H158V61L156 62V59H153ZM158 60V59H157ZM163 60V59H162ZM202 60V59H201ZM216 60V59H215ZM240 60V59H239ZM23 61V60H22ZM21 61V62H22ZM50 61V60H49ZM51 61H53V59L51 60ZM106 61H107V59H106ZM108 61H110V60H108ZM107 61V63H110V62H108ZM112 62H113V60H111ZM185 61H188V60H185ZM184 61V62H185ZM195 61H197V60H195ZM205 61V60H204ZM203 61V62H204ZM214 61V60H213ZM212 61V62H213ZM226 61H228V60H226ZM231 61V60H230ZM235 61H237L236 59H235ZM241 61V60H240ZM251 61H253V60H251ZM250 61V62H251ZM255 62V64L257 65V66H259L260 67V63L259 64H257L256 62V59L254 60ZM60 62V61H59ZM97 62H98V60H97ZM100 62V61H99ZM98 62V63H99ZM117 62V61H116ZM136 62H138V61H136ZM139 62H140V60H139ZM151 62V61H150ZM161 62V61H160ZM159 62V63H160ZM177 62H178V60H177ZM183 61H182V63H184ZM194 62V61H193ZM199 62V61H198ZM215 62H217V61H215ZM234 62V61H233ZM232 61H231V63H233ZM245 63H246V65H245V67H248L247 65V63H249V62H247V61H244ZM23 63V62H22ZM52 63V62H51ZM50 63V64H51ZM56 63V62H55ZM54 63V64H55ZM64 63V62H63ZM72 63V64H73ZM94 63V62H93ZM98 63H96V65H98ZM103 63V62H102ZM101 63V64H102ZM154 63H153V65H154ZM173 63H174V60H173ZM196 63V62H195ZM202 63V62H201ZM200 63V64H201ZM253 63V64H254ZM263 63V62H262ZM57 64V63H56ZM103 64H105V61H104V63ZM102 64V65H103ZM114 65H115V63H113ZM171 64V63H170ZM176 64V63H175ZM180 64V63H179ZM184 64H186V63H184ZM198 64V63H197ZM197 64L195 65V66H197ZM205 64V63H204ZM209 64V63H208ZM225 64H226V62H225ZM241 64V63H240ZM250 64V63H249ZM264 64V63H263ZM59 65H60V63H59ZM66 66H67V64H65ZM100 65V64H99ZM102 65H100L101 67H102ZM165 65V64H164ZM171 65H174V64H171ZM171 65H169V66H171ZM194 65V64H193ZM222 65V64H221ZM236 65V64H235ZM234 65V66H235ZM238 65V64H237ZM250 65H252V64H250ZM262 65V64H261ZM23 66H24V63H23ZM22 66V67H23ZM55 66V65H54ZM54 66H52V67H54ZM82 66V65H81ZM80 66V67H81ZM84 66V65H83ZM87 66V65H86ZM107 66V65H106ZM137 66H139V65H137ZM167 66V65H166ZM168 66V67H169ZM220 66V65H219ZM218 66V67H219ZM232 66V65H231ZM242 66V65H241ZM240 66V67H241ZM254 66V65H253ZM256 66V68H258ZM19 67H21L20 65H19ZM56 67H58L57 65H56ZM75 67V66H74ZM71 68V70L73 69V70H75V68ZM85 67V66H84ZM94 67V66H93ZM99 67V66H98ZM109 67H110V65H109ZM109 67L107 68V69H109ZM162 67H163V65H162ZM161 67V68H162ZM175 66H173V67H169L170 69H173ZM176 67H178V66H176ZM181 67V66H180ZM192 67V66H191ZM205 67H207V66H204V68ZM221 67V66H220ZM233 67V66H232ZM238 67V66H237ZM236 67V69H234V68H232V69H234V70H237L238 68ZM244 67V68H245ZM262 67V66H261ZM260 67V68H261ZM24 68H25V66H24ZM23 68V72H24V69ZM77 68V67H76ZM88 68V67H87ZM100 68V67H99ZM102 68H105V66L103 65V67ZM102 68H100V70L102 69ZM140 68V67H139ZM138 68V69H139ZM159 67H157L156 69H158ZM213 68V67H212ZM211 68V69H212ZM253 68V67H252ZM260 68H258L259 70H260ZM16 69H17V67H16ZM22 69V68H21ZM78 70H80V68H77ZM82 69H83V72L84 73H82V74H86L87 72L89 73V72H91V71H88V70H86V67L85 68H83L82 67ZM180 69V68H179ZM182 69H184L183 71H184V75H186L187 74V71L188 70H186L185 69V67H182ZM194 69H196L195 67H194ZM193 69V70H194ZM239 69H241V68H239ZM262 69L264 70V65H263V67H262ZM19 70V69H18ZM56 70V69H55ZM77 70V71H78ZM100 70H99V74L101 73L100 72ZM110 70V69H109ZM136 70V71H135ZM141 70V69H140ZM140 70H138V72H141ZM160 70V71H159ZM158 71V73H160L162 70H163V68H162V70L161 69H159ZM166 70V69H165ZM164 70V71H165ZM192 70V71H193ZM234 70L232 71V73H234ZM245 70V69H244ZM251 70V75H252V69H250ZM21 71V70H20ZM80 71H82V70H80ZM103 71V70H102ZM173 71H176L175 70V68L173 69ZM181 71V70H180ZM179 71V72H180ZM190 71V70H189ZM192 71H190V72H192ZM214 71V70H213ZM221 71V70H220ZM226 71V70H225ZM247 71V70H246ZM253 71H254V69H253ZM257 71V70H256ZM262 71V70H261ZM22 72V75L24 74ZM142 72H144V71H142ZM141 72V73H142ZM166 72V71H165ZM205 71H203V73H204ZM218 73H220L219 72V70L217 71ZM227 72V71H226ZM226 72H221L222 74H224L223 76H225V74L228 76V75H231V72L229 71V73H226ZM236 72H239V71H236ZM240 72H242V71H240ZM72 73V72H71ZM73 73H74V71H73ZM78 73V72H77ZM110 73V72H109ZM167 73H169V75H170V72H169V70H168V72ZM189 73V72H188ZM193 73H195V71H193ZM213 73V72H212ZM212 73H211V70H210V74H211V76H212ZM243 73V72H242ZM262 73V72H261ZM264 73V72H263ZM19 74V73H18ZM74 74H76V71H75V73ZM95 74H97V72L95 73ZM177 74H178V72H177ZM182 74V73H181ZM192 74V73H191ZM199 74H200V72H199ZM237 74V73H236ZM235 74V75H236ZM244 74V73H243ZM245 74H247V73H245ZM245 74L244 75H238V77H241V76H245ZM259 74H260V72H259ZM21 75V74H20ZM98 75V74H97ZM104 75V74H103ZM120 75H124L123 77H121ZM139 75H142V74H139ZM138 75V76H139ZM147 75V74H146ZM145 75V76H146ZM162 75V74H161ZM164 75H165V73H164ZM176 75V74H175ZM174 75V76H175ZM195 75V74H194ZM201 75V74H200ZM206 75V74H205ZM234 75V74H233ZM258 75V74H257ZM263 75V74H262ZM18 76V75H17ZM24 76V75H23ZM74 76V75H73ZM137 76V77H138ZM167 77H168V74L166 75ZM165 76V77H166ZM179 76V75H178ZM177 76V77H178ZM188 76V79H186V80H189V75H187ZM193 76V75H192ZM232 76V75H231ZM250 77V75H249V72H248V75H247V77ZM259 76V75H258ZM19 77V76H18ZM70 77H72V75L70 74ZM69 77V78H70ZM98 77V76H97ZM123 78V79H127V78ZM133 77H136V76H133ZM140 77V76H139ZM138 77V78H139ZM167 77H166V82L169 80H167ZM171 77H172V74H171ZM170 77V78H171ZM182 77V76H181ZM190 77H191V75H190ZM196 77H197V75H196ZM222 77V76H221ZM230 77V76H229ZM234 77V76H233ZM238 77H236L235 76V78L236 79H232V80H235V81H233V83H232V85L233 84H235V83H237L238 81H237V78ZM246 77V78H247ZM251 77H253V75L251 76ZM256 76H254V78H255ZM260 77V76H259ZM19 78H21V76L19 77ZM104 78V77H103ZM118 78V79H119ZM179 78H180V76H179ZM198 78H200V77H198ZM232 78V77H231ZM231 78H229L230 80H231ZM246 78L244 77V79L246 80ZM72 79H73V77H72ZM112 79V80H111ZM122 79V80H123ZM130 79V78H129ZM134 79H136V78H134ZM146 79V78H145ZM173 79V78H172ZM192 79H193V77L190 79V81L191 82H193L192 81ZM197 79V78H196ZM204 79V78H203ZM202 78L199 80V82L201 81V80H203ZM240 79V78H239ZM243 79V78H242ZM250 79V78H249ZM97 80V79H96ZM116 81H117V78L115 79ZM114 80V81H115ZM121 80V81H122ZM125 80H124V82H125ZM140 80V79H139ZM147 81L149 80V79H146ZM164 80V79H163ZM185 80V79H184ZM214 80H216V79H214ZM224 80V78L222 79V81ZM232 80H231V82H232ZM251 80V79H250ZM95 81V80H94ZM102 81H103V79H102ZM113 81V85H116V84H114L115 82ZM120 81V82H121ZM127 81V80H126ZM131 82H132V80H130ZM129 81V83H125V86L126 85H131V82ZM143 81H144V79H143ZM146 81V82H147ZM162 81V80H161ZM170 81H171V79H170ZM196 81V80H195ZM194 81V82H195ZM205 81V80H204ZM213 81V80H212ZM211 81V82H212ZM219 81V80H218ZM228 81V80H227ZM237 81V82H236ZM111 82H109V83H111ZM119 82V80H118V84H122V85H118V86H120V87H118V89L120 88V89H122L121 88V86H124L123 84L124 83H120ZM140 82V81H139ZM165 82V81H164ZM208 82V81H207ZM207 82H205V84L207 83ZM229 83H231L230 81H228ZM244 82V81H243ZM9 83H11V82H9ZM117 83V82H116ZM133 84H134V81L132 82ZM143 83V82H142ZM160 83V82H159ZM185 83H187V82H185ZM190 83V82H189ZM188 83V84H189ZM216 83V82H215ZM219 83V82H218ZM226 83V82H225ZM224 83V84H225ZM239 83L241 84L242 83V80L240 81L239 80ZM94 84H95V82H94ZM112 84V83H111ZM147 85L149 84L148 82L146 83ZM145 83H143V85H146ZM153 84V83H152ZM163 84V82L160 84V85H162ZM196 84H198V83H196ZM220 84V83H219ZM221 84H222V82H221ZM238 84V83H237ZM137 85H139V83H137ZM158 85V84H157ZM166 85H169V82H168V84H164V85H162L163 87L164 86H166ZM173 85V83L170 85V86H172ZM198 85H200V83L198 84ZM198 85H197V88H198ZM218 85V84H217ZM230 85V84H229ZM229 85H228V90H229ZM11 86V85H10ZM106 86V85H105ZM112 86V85H111ZM111 86H107L106 88L104 87V89H102V91H101V96H103V94L104 95H107L106 93H109V95H111V92H109V90L111 91V89H113V88H109V87H111ZM132 86V85H131ZM133 86H135V85H133ZM161 86V87H162ZM169 86V87H170ZM187 86L188 85H186L185 87L187 88ZM191 86H192V83H191ZM209 86V85H208ZM211 86V85H210ZM221 87L223 86V85H220ZM234 86H236V84L234 85ZM234 86H232V87H234ZM238 86V85H237ZM142 87V86H141ZM150 87V86H149ZM158 87H160L159 85H158ZM168 86H166V88H167ZM189 87H190V85H189ZM203 87V86H202ZM204 87H206V85L204 86ZM224 87V86H223ZM231 87V86H230ZM241 87H242V93H244L243 95V100H241L240 102L237 100L236 102H235V105H236V103H237V105L236 106H233V104H231V106H229L228 105V107H226L227 106V104H229L230 102H231V98H229L230 99V102L228 101V103L227 104H225V102H224V104L226 105L223 109H220V107H219V109H217V113H215L214 115H212L211 117H210V120L208 121H205V126L204 127H196V125H194L195 124V122H194V120H192L191 122H190V124H188V122H187V128H186V131H184L185 133H187L188 134V137H184V138H182V137H180L179 135V137H175V136H173V134H170V133H168V130H167V128H166V126H165V128H166V130H167V133H166V130L164 131V130H158L157 128H155L154 127V125L153 124H151V123H148L147 125H146V127L144 128V131L142 130L143 129V127L145 126V125H143V127H142V129H136V127H134V129H132V128H127V127H120V129L118 130V129H116V127H114L112 124V122H111V119H110V115L108 116V115H104V119H105V122H104V125L103 126H101V130H102V134H103V136H107V137H110V138H113V139H117L116 140V143H117V145H120V146H128L127 148H129L130 149V152H131V150H135L136 149V153H137V151H138V153L140 154V157H141V162H142V164L140 165V167L136 170V171H129V167H127L128 165H127V162H126V165H124V163H123V165L121 166V164L122 163H120L119 161H118V163H120L118 166H121L120 168L118 167L117 168V166H115L116 168H114L115 169V171L118 173V176L121 178L122 177V179L121 180H123L124 182H127L128 180L131 182V180H132V182H133V180H134V182L136 181L135 179H138L139 177H145V179L147 180V184L149 183V185H150V191L149 192H151V191H154L155 189H158V190H156V191H158L156 194H152L153 196H143V197H139L140 198V200H141V202H143V205L144 204H146L145 206H147L148 204H150V205H148L149 207L148 208H150L149 209V211L151 210V213L150 214H139L140 213V211H139V213H138V215L139 216H136L137 218L138 217H140L139 219H141V220H143L144 218H146V219H148V221H149V223L151 224L152 223V225L153 224H155V226L154 227H156L159 231H161V235H164L165 236V240H164V243L166 244L165 246H167L168 247V245L171 247L172 245L171 244H173L174 245V243L173 242H175L176 240H177V242L179 241V243H181V244H178L177 242H175V247H171V249L173 248H175V249H177V250H175L174 249V252L173 251H171V252H168V253H165L164 255H162V253H164V252H158L159 254H161V256L162 257H164V259L165 260H167L166 262H168V264H226V262H225V259H226V256L229 254V253H231V254H233L234 256H235V258H238V257H240L241 256V248H242V246H244V244H246V242H245V239H244V241L242 240V239H240L239 237H238V232H237V228H238V220L236 219V218H238L237 216H236V214H234V215H232L233 217V220H230L229 222H230V225L228 226V227H221V234L218 236V244L216 245L217 247H211V248H213V249H209V248H207V247H203L204 245H203V243H202V245L203 246H199V242H201L202 241V239L200 238V236L198 237V238H200L201 239V241H199V240H197V238H195L196 239V242L197 241H199L197 244L195 243V246L193 247V245H194V243H193V241H190L189 240V237L186 239H184L183 240V236L181 237V239H180V224H182V225H185V224H188V223H193V221L195 220V221H197V222H195V223H202V222H205V221H203V220H206V222H208L209 220H211L210 218H212V217H207V209H208V207H210V206H215V207H217V209H218V206H219V202L218 201H216L209 193H207V188L209 187V179H211L210 178V176H209V167H207V166H205V164H203V162H202V160L204 159V158H209L210 156H211V154L213 153V151H214V147L215 146H217V145H221V142L222 141H224L225 140V138H224V140H221L224 136H228V137H230L229 138V143L227 144L228 145V150H226V151H224V153H222V157L220 158V160L225 164V170H226V172H228V174L230 173V172H232L233 171V163H235L236 161H239L240 160V158H241V156L242 155H244L243 153L244 152H247V150H253V149H255L257 152H254V154H252V157H254V158H252V157H249L248 159H250V158H252V160L253 159H257L258 160V154H259V150H261V149H264V89H258L259 87H257V90L256 91H254V89L252 90V91H246V90H244V89H246L247 87H244V86H242V84H241ZM240 87V88H241ZM116 88H117V86L115 87V90H116ZM127 88H128V86H127ZM132 88H134V87H132ZM144 88V87H143ZM147 88H148V86L145 88L146 90H147ZM195 88H196V86H195ZM216 88H217V86H216ZM235 88V87H234ZM234 88H232L231 90H233ZM264 88V87H263ZM117 89V90H118ZM130 89L131 88H129V89H126L125 87H124V91L125 90H129V92H130ZM135 89H137V88H135ZM139 89V88H138ZM149 89V88H148ZM154 90V87L153 88H151V90ZM162 89V88H161ZM160 89V90H161ZM190 89V88H189ZM192 89L193 88H191V91H192ZM200 89H202V88H200ZM219 89H221L220 87H219ZM225 88H223V90H224ZM226 89V90H227ZM251 88L250 87H248V89L247 90H250ZM140 90L142 91V89L140 88ZM150 90V89H149ZM156 90H158L157 88H156ZM156 90H154V91H156ZM164 90H165V88H164ZM198 90V89H197ZM205 90V89H204ZM203 90V91H204ZM208 90H209V87H208ZM223 90H221V91H223ZM226 90H225V93H224V97H225V95L227 94H232L233 93V91H232V93H229V91L227 90V93H226ZM230 90V91H231ZM113 92H114V90H112ZM123 92V89L122 90H120L119 91V93L120 92ZM133 92H136V91H134V90H132ZM139 91V90H138ZM141 91H139V92H136L135 94L136 95H139V93L141 92ZM161 91H163V90H161ZM187 91H189L188 89H187ZM186 90L184 91V92H187ZM198 91H200V90H198ZM144 92V91H143ZM147 92V91H146ZM150 93H152L151 91H149ZM164 92H165V95L166 94H168V92H171V90L169 91V89H167V92L166 91H163V94H164ZM197 92V91H196ZM205 92H207V91H205ZM224 92V91H223ZM87 93V92H86ZM118 93V92H117ZM124 93V92H123ZM138 93V94H137ZM156 92H154V94H155ZM188 93V92H187ZM189 93H190V91H189ZM218 93H220V92H218ZM114 95L116 94V93H113ZM125 94V93H124ZM130 94V93H129ZM132 94V93H131ZM145 94V93H144ZM158 94H160V95H162L160 92L158 93ZM183 94H186V93H183ZM191 94V93H190ZM189 94V95H190ZM197 94V93H196ZM206 94H208L209 95V92H207ZM205 94V95H206ZM220 94H222V93H220ZM219 94V95H220ZM96 95L98 96V94L96 93ZM108 95V96H109ZM141 95H142V92H141ZM148 95H149V93H148ZM148 95H146V96H148ZM156 95H157V93H156ZM156 95H153V96H155L156 97ZM170 95V94H169ZM203 95V94H202ZM204 95V96H205ZM207 95V96H208ZM226 95V96H227ZM228 95V96H229ZM2 95L0 94V97H1ZM3 96H4V94H3ZM112 96V95H111ZM116 97L117 96H119V95H115ZM123 96V95H122ZM121 96V97H122ZM127 96H128V94H127ZM131 96V95H130ZM133 96H134V94H133ZM132 96V97H133ZM152 95H151V98L153 97ZM184 96V95H183ZM217 96V95H216ZM221 96V95H220ZM219 96V97H220ZM248 96V97H247ZM105 97V96H104ZM116 97H114L115 99H117ZM120 97V96H119ZM141 96H139V97H137V99L138 98H140ZM155 97H153V98H155ZM161 97V96H160ZM164 97H166V96H164ZM185 97H187V100H188V95H186ZM195 97V96H194ZM222 97V96H221ZM220 97V99H221V101L222 100H224V99H222ZM223 97V98H224ZM229 97H231V95L229 96ZM110 99V100H112L113 98L112 97H107V99ZM134 98V97H133ZM142 98V97H141ZM148 98L149 99H151L149 96H148ZM169 98V97H168ZM181 98V97H180ZM197 98V97H196ZM206 98V97H205ZM215 98V97H214ZM101 99V98H100ZM103 99V98H102ZM105 99V98H104ZM103 99V100H104ZM130 99V98H129ZM143 100H144V97L142 98ZM146 99H147V97H146ZM160 99H162V98H160ZM164 99H167V98H163V103H164V101L166 102V100H164ZM182 99V98H181ZM180 99V100H181ZM198 99V98H197ZM203 99V98H202ZM216 99V98H215ZM219 99V100H220ZM226 99V98H225ZM228 98H227V100H229ZM135 100V99H134ZM140 100V99H139ZM157 100H159L158 99V97H157V99H156V101ZM185 100V99H184ZM205 100H207V99H205ZM227 100H225L226 102H227ZM234 100H236V99H234ZM120 101H121V99H120ZM120 101H118V100H112L111 102V106L113 107V109H115V111H117V110H121V111H123V112H126V111H130V109L132 108V105H133V103H132V100L130 101V103H128L129 104V106H127V105H125V107L123 106H118V105H120L121 104V102ZM129 101V100H128ZM127 101V102H128ZM135 101H137V100H135ZM141 101V100H140ZM140 101H137L138 103L140 102ZM145 101V100H144ZM148 101V100H147ZM150 101V100H149ZM148 101V102H149ZM152 102L154 101V99L153 100H151ZM153 102V104L155 103H157V102ZM181 101H183V100H181ZM180 101V102H181ZM186 101V100H185ZM189 101V100H188ZM188 101H187V103H188ZM191 101H193V100H190V102ZM203 101V100H202ZM218 101V100H217ZM101 102V101H100ZM109 102V101H108ZM119 102H120V104H119ZM137 102H135V103H137ZM147 102V103H148ZM159 102H160V100H159ZM197 102V101H196ZM201 102V101H200ZM204 102H207V101H204ZM212 102V101H211ZM220 102V101H219ZM223 102V101H222ZM232 102H233V100H232ZM258 102V104H256ZM103 103V102H102ZM137 103V104H138ZM141 103V102H140ZM161 103V102H160ZM168 103H169V100H168ZM183 103H185V102H183ZM193 102H191V104H192ZM142 104H143V106H144V104L145 103H143V101H142ZM149 104V103H148ZM150 104H151V102H150ZM162 104V103H161ZM165 104V103H164ZM179 104V103H178ZM198 104V103H197ZM202 103H200V105H201ZM218 104V103H217ZM220 104V103H219ZM218 104V105H219ZM223 104V105H224ZM256 104V105H255ZM2 105V104H1ZM0 105V111L2 110L1 108H3L4 107V105H3V107ZM100 104H98L97 103V106H99ZM109 104H106V106H108ZM169 105V104H168ZM171 105V104H170ZM199 105V106H200ZM208 105H209V101H208ZM211 105H213V104H211ZM215 105V104H214ZM134 106V105H133ZM136 106V105H135ZM134 106V107H135ZM138 106V105H137ZM142 105H140L138 108H140V107H143ZM146 106V105H145ZM147 106H150V105H147ZM155 106V105H154ZM166 106H167V103H166ZM181 106H182V102H181ZM181 106H179L178 105V111H179V108H180V110L181 111H179V112H181V115H183V114H185L186 113V111L183 113L182 112V109L183 108H181ZM184 106V105H183ZM187 106V105H186ZM189 106V105H188ZM192 107L191 108H193V110H194V107H193V104L191 105ZM194 106H195V103H194ZM202 106V105H201ZM204 106V105H203ZM221 106V105H220ZM7 107V106H6ZM95 107H96V105H95ZM111 107V108H112ZM161 107H162V105H161ZM160 107V108H161ZM164 107H165V105H164ZM171 107V106H170ZM196 107H198L197 105H196ZM196 107H195V109H196ZM212 107V106H211ZM5 108V107H4ZM108 108V107H107ZM136 108V107H135ZM138 108H137V110H138ZM145 108H147V107H145ZM167 109H168V107H166ZM187 108V107H186ZM185 108V109H186ZM206 108H208V107H206ZM215 108V107H214ZM112 109V110H113ZM144 109V108H143ZM148 109V108H147ZM171 109V108H170ZM177 109V108H176ZM198 109H201L200 107L198 108ZM107 110V109H106ZM105 110V111H106ZM111 110V111H112ZM132 110H133V108H132ZM145 110V109H144ZM143 110V111H144ZM150 110V109H149ZM153 110V109H152ZM151 110V111H152ZM189 109H187V111H188ZM192 110V111H193ZM201 110H203V107H202V109ZM215 110V109H214ZM4 111L5 110H3L2 112L4 113ZM108 111V110H107ZM114 111V110H113ZM115 111H114V114H115ZM136 111V110H135ZM140 111H141V108H140ZM143 111H141V112H143ZM155 111H156V109H155ZM161 112H162V110H160ZM165 111V110H164ZM184 111V110H183ZM194 111H196V110H194ZM193 111V112H194ZM7 112V111H6ZM122 112V113H123ZM145 112V111H144ZM146 112H148V110L146 111ZM146 112L144 113V114H146ZM158 112H159V108H158ZM161 112H159V113H161ZM179 112H176L175 111V113H174V115H176V113H177V115H178V113ZM191 112V111H190ZM190 112H187V114L189 113V114H192V113H190ZM105 113H107V112H105ZM119 112H117L116 114H118ZM121 112H120V115L122 114ZM140 113V112H139ZM149 113V112H148ZM156 113V112H155ZM167 113V112H166ZM169 113V112H168ZM170 113H171V111H170ZM111 114V113H110ZM131 114V113H130ZM144 114H143V116H144ZM9 115V114H8ZM7 114H6V116H8ZM124 114H122V116H123ZM126 115V114H125ZM132 115V114H131ZM147 115H149V114H147ZM146 115V116H147ZM174 115H172V113H171V115H169V117H168V114H166V120L168 121V119H170V117H173ZM177 115L176 116H174V117H176L177 118ZM114 116V115H113ZM116 116V115H115ZM118 116V115H117ZM139 116V115H138ZM142 116V115H141ZM150 116V115H149ZM163 116V115H162ZM180 116V115H179ZM189 116V115H188ZM191 116V115H190ZM188 117V119L190 118V119H193V118H191V117ZM192 116H194L195 117V115H193L192 114ZM203 116V115H202ZM205 116V115H204ZM203 116V117H204ZM208 116V115H207ZM123 117H125V116H123ZM131 117V116H130ZM135 117H137V116H135ZM164 117H165V115H164ZM173 117V118H174ZM186 117V116H185ZM199 117L200 116H198V120H199ZM8 118V117H7ZM102 118H103V115H102ZM138 118V117H137ZM149 118V117H148ZM173 118H171V119H173ZM180 118V117H179ZM187 118V117H186ZM101 119V118H100ZM112 119H114V117H112ZM126 119V118H125ZM128 119V118H127ZM130 119V118H129ZM134 119H136V118H134ZM141 119V118H140ZM139 119V120H140ZM145 119H147L146 117H145ZM161 119H164V118H161ZM181 119V118H180ZM183 119V118H182ZM189 119V120H190ZM195 120H196V117L194 118ZM202 119H204V118H202ZM8 120H9V118H8ZM7 120V121H8ZM98 120H99V118H98ZM97 119L95 120V123H96V121H98ZM103 120V119H102ZM151 120V119H150ZM165 120V119H164ZM165 120V121H166ZM174 120V119H173ZM176 121H177V119H175ZM174 120V121H175ZM201 120V119H200ZM206 120V119H205ZM7 121H6V118H5V116L3 115H1L0 114V122H1V124H2V127H7ZM125 121V120H124ZM124 121H122V122H124ZM129 121H131V124L132 123H134L135 125H137L138 124V121H135V120H129ZM148 121V120H147ZM175 121V122H176ZM187 121V120H186ZM185 121V122H186ZM9 122L10 121H8V124H9ZM93 122H94V119H93ZM113 122H114V120H113ZM122 122H118L120 125H124L125 123H123L122 124ZM143 122H146V120L145 121H143ZM142 122V123H143ZM171 122H172V120H171ZM174 122V123H175ZM184 122V123H185ZM197 122V121H196ZM200 122V121H199ZM92 123V122H91ZM165 123V122H164ZM173 122H172V124L170 123L169 124V121H168V128H175V126L173 125L174 124ZM181 123H183V122H181ZM202 123H203V120H202ZM94 124V123H93ZM97 124V123H96ZM166 124H167V122H166ZM165 124V125H166ZM180 123H178L177 124V126L179 125ZM204 124V123H203ZM117 125V124H116ZM140 125V124H139ZM138 125V126H139ZM142 125V124H141ZM1 126V125H0ZM131 126V125H130ZM180 126V125H179ZM178 126V127H179ZM181 126H183V125H181ZM181 126H180V128H181ZM184 126V127H185ZM118 127V126H117ZM178 127H176V128H178ZM183 127V128H184ZM5 129V128H4ZM3 128H2V130L3 131H5ZM7 129V128H6ZM171 130V129H170ZM175 130V129H174ZM177 130V129H176ZM184 130V129H183ZM182 130V131H183ZM3 131H1V132H3ZM6 131H8V130H6ZM178 131V130H177ZM4 133H6V132H4ZM8 133V132H7ZM168 134V135H167ZM186 134V135H187ZM3 135V134H2ZM5 135V134H4ZM182 135V134H181ZM0 136H1V134H0ZM184 136H185V134H184ZM226 136V137H227ZM110 138H109V140H110ZM145 140H144V139ZM147 138H150L149 139V143L146 145V144H144L145 142H146V139ZM0 139H3V137L2 138H0ZM108 139V138H107ZM112 139V141H115V140H113ZM167 139H170V140H174L173 142H166L165 140H167ZM141 140H144V143L143 142H141ZM147 141H148V139H147ZM221 141V142H220ZM228 141V140H227ZM226 140H225V142H227ZM111 142V141H110ZM225 142L223 143L224 144V146L226 145L225 144ZM176 143H178L177 145L179 146V147H181V151L179 152L177 149H176ZM220 145H219V147H220ZM222 147H223V145H222ZM118 148H122V147H118ZM138 149V150H137ZM215 149H216V147H215ZM218 149V148H217ZM225 149V148H224ZM124 150V148L121 150H119V152H117V153H120L121 151H123ZM125 151V153L127 152V150H124ZM218 151V150H217ZM216 151V152H217ZM129 152V153H130ZM219 152V151H218ZM217 152V153H218ZM223 152V151H222ZM124 154V153H123ZM122 154V155H123ZM131 154V153H130ZM129 154V155H130ZM134 154V153H133ZM220 154V153H219ZM246 154V153H245ZM126 155H127V153H126ZM126 155H124V156H126ZM135 156H136V154H134ZM216 155H218V154H216ZM121 156V155H120ZM131 157H133L132 155H130ZM134 156V157H135ZM137 156H138V154H137ZM1 157V156H0ZM126 157H128V155L126 156ZM133 157V158H134ZM217 157V156H216ZM220 157V156H219ZM136 158V157H135ZM134 158V159H135ZM183 158H184V160L185 159H188L189 161H190V165H191V169L193 170V171H195L196 169H199V168H201V171L203 172V174H205V176H203V177H201L199 180H198V183H197V185L199 186V189L195 186H193L194 188H196V189H194V191L196 192L195 193V195L197 194L198 196H199V199H194V198H197V196L196 197H194L193 196V199H192V196H190L189 194H187L186 193V185H184V183L185 182H183V180H181V178H180V171H181V168H182V164H181V162H182V160H183ZM125 159H127V158H125ZM219 159V158H218ZM0 160H1V158H0ZM188 160H186V164H187V161ZM251 160V159H250ZM121 161H123V159L121 160ZM125 161V160H124ZM135 161V160H134ZM220 161V162H221ZM256 161V160H255ZM216 164H218L217 163V161H216ZM188 165V164H187ZM186 165V166H187ZM189 165V166H190ZM241 165H243V164H241ZM184 166V165H183ZM178 168V169H177ZM113 169V170H114ZM187 169H190V168H187ZM243 169V168H242ZM113 170H112V172H113ZM151 170H154V172H151ZM191 170V171H192ZM239 170V169H238ZM114 171V172H115ZM189 170H187V172H188ZM192 171V172H193ZM15 172V171H14ZM191 173V172H190ZM189 173V174H190ZM184 174H186V173H184ZM238 174V173H237ZM116 175V174H115ZM178 175H180V176H178ZM187 175H188V173H187ZM171 177V178H168V177ZM184 176V175H183ZM254 176V174L252 175V177ZM257 176V175H256ZM260 176V175H259ZM185 177V176H184ZM184 177H183V179H184ZM215 177H217V173H216V170H215ZM255 178V177H254ZM260 178H263V176L261 175L260 176ZM260 178L258 179V180H260ZM143 179V178H142ZM167 179V180H166ZM186 179V178H185ZM188 179V178H187ZM256 179V178H255ZM256 179V180H257ZM125 180H127V181H125ZM191 180V179H190ZM128 181V183H130ZM139 181V180H138ZM247 181V180H246ZM249 181H251V179L249 180ZM248 181V182H249ZM122 182V181H121ZM141 183V182H140ZM227 183H229L230 184V182L229 181H227ZM227 183H226V185H227ZM233 183V182H232ZM231 183V184H232ZM252 183V182H251ZM139 184V183H138ZM230 184V185H231ZM259 184V183H258ZM258 184H256V185H258ZM140 185V184H139ZM144 185V184H143ZM249 186H250V182H249V184H248ZM254 185H255V183H254ZM145 186H146V184H145ZM249 186H248V189H249ZM149 187V186H148ZM230 187V186H229ZM144 188H146V187H144ZM237 188V187H236ZM245 188H246V186H245ZM254 188V187H253ZM257 188V187H256ZM145 190V189H144ZM247 190V189H246ZM155 191V192H156ZM191 191V190H190ZM189 191V192H190ZM251 191H253L254 192V190H251ZM145 192V191H144ZM143 191H142V193H144ZM147 193H148V191H146ZM145 192V193H146ZM155 192H153V193H155ZM166 193L167 194V196L168 197H172V195H175V194H178V195H181L183 198H185L186 199V202L187 203H185L184 202V204H180V205H178V207H176V209L173 211V213L171 214V213H169V209H170V207H172V203H173V201H172V199H167L168 201H166L165 199H163L162 197H161V195H159V193ZM192 192V191H191ZM247 193H249V191L247 192ZM149 194H151V193H149ZM194 194V193H193ZM192 195V194H191ZM164 196V195H163ZM175 196H177V195H175ZM138 198V199H139ZM167 198V197H166ZM150 201V202H149ZM176 201V200H175ZM137 203H139V202H137ZM142 204V203H141ZM126 207V206H125ZM137 207H138V205H137ZM136 207V208H137ZM141 207V206H140ZM135 208V209H136ZM139 208V207H138ZM143 208V207H142ZM147 208V209H148ZM217 209H215V210H217ZM138 210V209H137ZM136 210V211H137ZM140 210H142V209H140ZM190 210H194V212H195V215H193V216H191L190 214H189V211ZM143 211V210H142ZM232 211V210H231ZM135 212V211H134ZM193 212V213H194ZM218 212V211H217ZM132 214H135V213H133V212H131ZM137 213V212H136ZM216 213V212H215ZM232 213H234V211H232ZM135 215H137V214H135ZM229 215V214H228ZM165 216H167L168 217V222L165 224V225H162V226H159L158 225V223L165 217ZM136 217H135V219H136ZM214 217V216H213ZM230 217V216H229ZM139 219H137V220H139ZM146 219H144V220H146ZM143 220V221H144ZM140 221V220H139ZM158 221V222H157ZM142 222V221H141ZM146 222V221H145ZM205 222V223H206ZM210 222V221H209ZM211 223V222H210ZM144 224V223H143ZM143 224H140V225H143ZM146 224V223H145ZM149 224V225H150ZM209 224V223H208ZM147 225V224H146ZM151 225V226H152ZM182 225H181V227H182ZM190 225V224H189ZM192 225H194V223L192 224ZM197 227H198V225H200V224H195ZM220 226H221V224H219ZM216 226H218V224L217 225H215L214 226V229H217V227ZM220 226H219V228H220ZM143 227H144V225H143ZM148 227V226H147ZM184 227V226H183ZM186 227V226H185ZM209 227V226H208ZM216 227V228H215ZM188 228H190V227H188ZM199 228V227H198ZM206 228V227H205ZM210 228H213V227H211L210 226ZM149 229H150V226H149ZM152 229V228H151ZM191 229V228H190ZM189 229V230H190ZM200 229V228H199ZM206 229H209V228H206ZM206 229L204 230V231H206ZM147 230V229H146ZM154 230V229H153ZM183 230V229H182ZM185 230V229H184ZM192 231L194 230V229H191ZM152 231V230H151ZM191 231V233H190V235L191 234H193V232ZM209 231V230H208ZM212 231H213V229H212ZM216 231H218V229L216 230ZM256 231V230H255ZM219 232V231H218ZM218 232H216V233H218ZM194 233H195V231H194ZM146 234V233H145ZM144 234V235H145ZM181 234H184V233H181ZM187 235H189V234H187ZM199 235V234H198ZM218 235V234H217ZM216 234L214 235L215 237L217 236ZM149 236V235H148ZM163 236V237H164ZM185 237H187L186 236V234H185ZM191 237V236H190ZM161 238V237H160ZM159 238V239H160ZM158 239V237H157V240H159ZM178 239H180L181 240V242H180V240H178ZM191 239V238H190ZM216 239V238H215ZM261 239V238H260ZM154 239H152V242H155V241H153ZM192 240V239H191ZM194 240V239H193ZM259 239L257 238V241H258ZM149 242L151 241V240H148ZM195 241V240H194ZM163 242V241H162ZM193 243V245H192V243ZM214 242H215V240H214ZM258 242H260V241H258ZM164 243H163V248H164ZM189 243H191V244H189ZM155 244H157V242L155 243ZM176 244H177V248H176ZM201 244V243H200ZM149 245H152V247L154 246L153 244H149V243H143V245H135V246H133L136 250H139V251H142L143 249V251H146V250H150L149 249ZM160 245V244H159ZM189 245H192V247L191 246H189ZM157 246H158V244H157ZM214 246V245H213ZM156 247V246H155ZM167 247H165L164 249L163 248H161V249H163V250H165ZM169 247V248H170ZM191 248V250H190V248ZM151 248V247H150ZM157 248V247H156ZM159 248H160V246H159ZM182 248V249H181ZM183 248H189V249H186V250H190V252H192V253H190L191 254V256H192V259H189V261L188 262H185L187 259H183L184 261H180L181 259L180 258H178V257H180V255H182V257H183V252H184V254H186L185 253V249L183 250ZM155 249V248H154ZM158 249V248H157ZM161 249H159V250H161ZM208 249V250H207ZM181 250H183V251H181ZM203 251L204 250V254L203 253H200V251ZM147 251V252H148ZM167 250H165V252H166ZM169 251V250H168ZM151 252V251H150ZM157 253V254H158ZM147 254V253H146ZM145 254V255H146ZM155 254V252L153 253V255ZM157 254H156V259H157ZM189 254V255H190ZM165 255H166V257H165ZM198 255H201V256H198ZM160 256V257H161ZM147 257V256H146ZM158 257H159V255H158ZM186 258H189V257H186ZM154 259H155V257L154 258H151L150 256H148L147 257V259L145 260V261H142V260H140V261H142L143 263L142 264H153L154 263ZM180 259V260H179ZM136 260V259H135ZM158 260H160V259H158ZM162 260V259H161ZM177 261V262H176ZM156 262H160V261H156ZM163 262V261H162ZM155 264H157V263H155ZM160 264V263H159ZM166 264V263H165ZM245 264V263H244Z\"/></svg>", "mask_w": 264, "mask_h": 264}]
</instances>
